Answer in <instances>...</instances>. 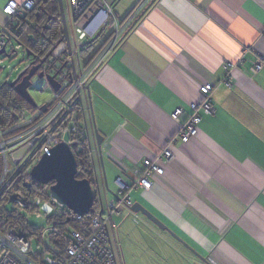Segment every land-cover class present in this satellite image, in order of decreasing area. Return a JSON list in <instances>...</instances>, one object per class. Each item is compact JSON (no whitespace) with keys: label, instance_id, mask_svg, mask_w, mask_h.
Here are the masks:
<instances>
[{"label":"crops","instance_id":"crops-1","mask_svg":"<svg viewBox=\"0 0 264 264\" xmlns=\"http://www.w3.org/2000/svg\"><path fill=\"white\" fill-rule=\"evenodd\" d=\"M9 1L0 0L4 30L13 21L3 11ZM138 1L120 0L116 13L125 18ZM150 4L91 80V104L87 92L82 97L90 147L96 149L92 116L104 137L102 158L95 150L104 203L119 194V178L131 185L133 170L144 169V159H154L170 147L174 157L162 163L164 174L153 176L152 189L130 190L133 204L154 214L210 264H264V65L252 71L264 60V0ZM68 5L64 1L70 31ZM229 63L235 64L231 71L226 69ZM229 71L230 85L225 82ZM205 84L214 87L216 112L202 114L198 134L182 142L178 131L189 119L190 105L202 100ZM26 103L23 122L8 126L24 125L27 111L36 115L37 107ZM178 108L184 111L176 119ZM128 218L151 230L159 228L141 212L124 207L115 219L114 238L117 230L125 233ZM174 239L184 248L166 242L168 248L206 264Z\"/></svg>","mask_w":264,"mask_h":264},{"label":"built area","instance_id":"built-area-1","mask_svg":"<svg viewBox=\"0 0 264 264\" xmlns=\"http://www.w3.org/2000/svg\"><path fill=\"white\" fill-rule=\"evenodd\" d=\"M39 1L19 3L10 0L3 11L12 19L20 18ZM119 1L68 0L71 48L65 41L48 55L35 57V65L40 64V68L32 87L45 80L47 88L40 91L48 89L50 100H45L40 108L37 106L36 115L24 125L0 127V264H122L113 237L118 227L115 219L122 214V208L133 206L130 190L152 189L153 176L164 174L162 163L174 157L170 147H166L154 159H144V169L133 170L135 177L131 185L122 178L117 180L120 188L118 197L107 200L105 205L96 169V149L89 145L86 155H82L79 130L83 128L87 133L88 125L87 110L79 96L86 97L91 80L107 66L124 34L127 36L134 23L153 5L150 3L156 2L139 0L132 11L121 18L116 13ZM10 41L6 29H0V52L5 50L8 53ZM96 43L99 44L96 49L90 48ZM21 48L18 43L16 50ZM263 65L264 60L260 59L252 71L259 72ZM31 67L29 63L25 68L29 70ZM234 67L232 63L226 65L227 71ZM230 71L225 80L228 85L232 80ZM40 73L43 77L39 76ZM49 77L58 84V89L51 84ZM213 89L212 84L203 85L200 88L202 100L190 105L189 119L181 124L177 134L182 142H188L198 134L202 114H215ZM43 107H46L45 112ZM183 111L178 108L175 118ZM17 129L21 130L16 132ZM174 141L170 140L169 144ZM61 142L69 144L77 157V178L88 179L96 192L93 211L89 215L75 214L58 203L51 196L49 186L43 185L49 192L48 197L33 194V167ZM17 179L24 183L23 187L17 186ZM26 184H30V189ZM13 196L16 197L14 200ZM31 215L37 220L44 218L48 225L39 227Z\"/></svg>","mask_w":264,"mask_h":264},{"label":"water","instance_id":"water-1","mask_svg":"<svg viewBox=\"0 0 264 264\" xmlns=\"http://www.w3.org/2000/svg\"><path fill=\"white\" fill-rule=\"evenodd\" d=\"M60 13L62 17V23L64 27L65 39L68 44V48H71L69 28L65 15L64 0H58ZM138 21L134 23L137 24ZM5 50L1 51L0 54H5ZM28 58L31 59L32 67L28 70L25 68L20 72L18 77L11 82L9 85L16 90V92L22 96L25 100L31 103L34 107L38 104L30 94V88H32V79L35 77L36 73L40 68V64L35 65V55L33 52L27 50ZM8 57L10 55L8 54ZM43 77V74H39ZM49 81L58 89L59 86L54 82L52 77H49ZM88 94L89 103L90 99V88L86 89ZM81 103H83L82 95L79 96ZM42 110H46L43 107ZM93 118V128L94 135L96 139V149L99 151V155L102 158V145L104 137L100 135L96 128L94 117ZM78 160L76 155L73 153L69 144L61 142L50 151V154H44L43 157L38 161V163L33 167L31 171L32 179L41 185L49 186L51 196L58 201V203L66 206L72 210L75 214L86 216L93 211V206L95 203L96 192L88 179H78ZM106 183V182H105ZM27 188L30 189V184H26ZM105 188L108 190L109 187L107 183ZM110 190V189H109ZM114 197H118L115 193ZM16 197L13 196L14 200ZM134 212H141L149 220H151L156 226L162 230L167 231L172 234L178 240H180L187 248H189L197 257H199L204 263L210 264L207 258L203 257L200 253L194 250L186 241H184L179 235L172 231L166 224H164L159 218L154 214L144 208L141 204L135 203L131 207Z\"/></svg>","mask_w":264,"mask_h":264},{"label":"rangeland","instance_id":"rangeland-1","mask_svg":"<svg viewBox=\"0 0 264 264\" xmlns=\"http://www.w3.org/2000/svg\"><path fill=\"white\" fill-rule=\"evenodd\" d=\"M64 1L66 2V0ZM6 31L11 40L7 48V52L8 54L12 51L14 52L10 57L0 54V86L6 81L8 84L13 82L18 77L20 72L24 70L29 63H31V59L28 58L26 48L22 46L21 50L17 51L16 46L18 45V42L9 30ZM36 80L37 77L32 79L33 82ZM44 88H47V82L45 80H41L29 90L36 103L41 105L44 100H50L51 98V94L48 89H46L45 92L40 91ZM23 114L24 113H22V115ZM25 114L27 122L35 116V114L30 113L29 111L25 112ZM20 122H22V120ZM112 186L115 187L113 184ZM109 189V192L112 191L111 188ZM30 217L41 228H45L48 225L44 218L37 220L33 215ZM127 220L129 221L126 222L127 227L125 233H122L121 229L117 230V236L114 238L118 254L122 258L123 264H196L197 261H190L183 255L178 254L175 249L168 248V244H166V242L180 244L168 232L156 227L151 230L144 227L142 222H136L131 218H128ZM158 244L161 246L163 245L168 249H164L163 247L160 248Z\"/></svg>","mask_w":264,"mask_h":264},{"label":"trees","instance_id":"trees-1","mask_svg":"<svg viewBox=\"0 0 264 264\" xmlns=\"http://www.w3.org/2000/svg\"><path fill=\"white\" fill-rule=\"evenodd\" d=\"M145 14L141 16L143 17ZM7 28L16 41L26 50L33 52L37 58L48 55L64 40L58 0H40L32 9L26 11L25 16L14 18ZM13 52L9 55L11 56ZM2 55L8 57V53ZM25 101L27 102L7 81L0 86V127L22 120L24 117L22 113L27 105ZM18 105L22 106L18 108ZM79 133L80 141L83 143L82 155H86L90 145L86 139L87 133L83 128L79 130ZM82 155L80 156L82 157ZM16 182L17 186H24L20 180L17 179ZM33 194L49 196L46 187L36 182L34 183ZM102 197V201H104V196Z\"/></svg>","mask_w":264,"mask_h":264}]
</instances>
